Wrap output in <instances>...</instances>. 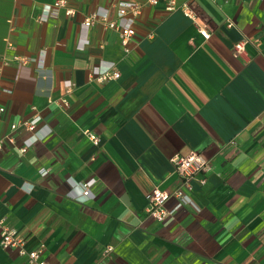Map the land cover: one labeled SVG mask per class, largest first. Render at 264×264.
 Returning <instances> with one entry per match:
<instances>
[{"label": "crops", "instance_id": "crops-1", "mask_svg": "<svg viewBox=\"0 0 264 264\" xmlns=\"http://www.w3.org/2000/svg\"><path fill=\"white\" fill-rule=\"evenodd\" d=\"M53 1L0 0V218L29 248L44 243L50 264H264V0H176L171 11L137 0L129 51L102 21L81 28L97 8L117 18L121 0H67L74 14L39 21ZM106 65L120 76H90ZM37 113L43 136L20 152L30 132L11 125ZM192 149L213 163L205 183L192 181L196 207L172 197L157 221L150 192L177 186L171 158ZM0 264L28 263L0 245Z\"/></svg>", "mask_w": 264, "mask_h": 264}, {"label": "built area", "instance_id": "built-area-1", "mask_svg": "<svg viewBox=\"0 0 264 264\" xmlns=\"http://www.w3.org/2000/svg\"><path fill=\"white\" fill-rule=\"evenodd\" d=\"M145 3L156 5L159 0H144ZM143 2L137 0H121L117 3V18L109 19L108 11L106 8H97L87 16L81 23L82 31L85 33L88 29L95 24L97 21H102L108 28H113L118 30L120 35V42L125 51L130 50V40L136 31V21L141 13ZM178 8L176 0H168L166 3L167 10H174ZM183 12L189 16L196 24L199 31L205 38H209L211 31L206 25L202 24L199 20L198 15L195 10L189 4H183L180 6ZM63 11L67 15H72L76 12L73 7L68 6L67 0H54L52 3L47 4L45 11L38 16V20H46L50 17L58 15ZM229 28L234 27V22L229 19L226 22ZM85 41L88 39L85 37ZM248 39L245 36H241L234 43V53L236 56H245L246 54V44ZM11 45L10 42H8ZM17 62L22 64H27L34 60L30 56H17ZM9 59L5 58L3 64H8ZM1 69V65H0ZM90 76L95 77L100 81H105L112 78H118L120 72L112 69V65L95 66L91 72ZM67 91L69 92L72 87V81L70 79L64 82ZM64 103L67 105L68 101L66 98L63 99ZM5 111L4 106H0V113ZM42 121V116L40 114H35L30 118H24L19 122L13 123L11 127L16 129L19 126H23L30 135L24 140L23 144L19 147L20 152H25L30 146H32L36 140L42 138L40 135L39 124ZM86 136L92 141L94 145H99L101 138L98 134L93 131L86 132ZM13 136H7L6 141L13 142ZM174 170L177 175V186L173 190H165L160 187H154L150 192L149 204L146 208V213L157 221H164L172 212L166 206L167 201L174 197L178 200L180 204H184L190 208H195L196 205L191 196L192 181L195 179L197 174H201L200 182H206V173H208L212 167V159L204 154L201 150L192 149L186 154L176 153L171 158ZM41 175L48 174V168H41ZM96 182L95 178H91L84 182H81V199L86 201L88 198H93V193L91 190L92 185ZM32 183H28V187L31 188ZM0 245L5 249L16 250L20 256L27 259L28 264H50L48 260L44 257L43 252L45 249V244L41 243L37 247L29 248L27 246L26 239L23 235L19 233L17 228L10 226L5 223L3 218H0ZM113 250L111 244L107 245L104 250V254H108Z\"/></svg>", "mask_w": 264, "mask_h": 264}]
</instances>
